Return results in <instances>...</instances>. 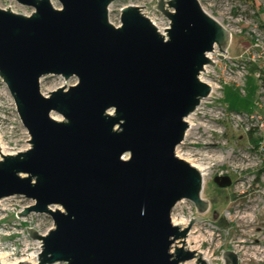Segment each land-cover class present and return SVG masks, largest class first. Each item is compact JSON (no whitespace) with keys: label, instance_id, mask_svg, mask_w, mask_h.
Returning a JSON list of instances; mask_svg holds the SVG:
<instances>
[{"label":"water","instance_id":"95a60500","mask_svg":"<svg viewBox=\"0 0 264 264\" xmlns=\"http://www.w3.org/2000/svg\"><path fill=\"white\" fill-rule=\"evenodd\" d=\"M17 1L33 11L0 7V78L30 145L0 150V199H31L17 216L46 213L53 227L44 234L26 227L41 242L38 262L16 264L195 258V250L172 245L201 217L182 227L172 222V210L187 199L202 214L210 201L199 170L175 150L185 118L211 91L199 78L205 64H215L206 53L214 46L226 53L231 32L199 0H157L154 7L169 20L166 35L142 6L122 7L115 25L108 17L113 0H57L59 7L52 0ZM46 75L77 81L43 94ZM222 255L224 264H238L233 250ZM196 261L206 264L200 256Z\"/></svg>","mask_w":264,"mask_h":264},{"label":"rangeland","instance_id":"374dc122","mask_svg":"<svg viewBox=\"0 0 264 264\" xmlns=\"http://www.w3.org/2000/svg\"><path fill=\"white\" fill-rule=\"evenodd\" d=\"M212 17L227 26L232 33L229 55L241 59L244 54L253 55L256 62H246L244 68L234 69L228 75L224 70L229 63L221 62L218 70L228 83L222 91L212 93L211 98H204L193 110L194 126L187 128L184 138L176 147V154L201 163L208 168L209 174L202 182L203 197L210 201L207 212L199 214L195 205L187 199L179 201L172 210L171 217L175 220L198 218L184 238L177 239L173 245L193 250L198 247L202 254L179 264H196L198 256L207 253L209 264H224L223 251L231 249L238 255V264H264V142L263 131L253 129L252 123L233 112L264 115V97L259 95L261 89L255 76L260 66H264L263 58H257V42L264 47V0H199ZM59 7L57 0H52ZM157 0H113L109 5V20L120 23L121 8L126 5L138 7L144 15L156 16L161 27H168L169 20L157 10ZM14 12L29 14L32 7L19 3L17 0H0V7ZM166 35V32L165 34ZM233 61V60H232ZM235 67V60L232 62ZM231 64V63H230ZM254 64L256 68L251 70ZM232 65V64H231ZM233 66V65H232ZM75 76L68 79L60 75H46L41 78L40 90L43 94L57 87L74 84ZM255 102H259L258 105ZM51 115L62 119V115L52 111ZM237 118H236V117ZM264 129V128H263ZM260 138L258 145L250 140V134ZM0 139L8 153H16L29 147V135L23 126L14 99L7 85L0 78ZM229 156V157H228ZM1 159V157H0ZM221 160L224 162L222 163ZM189 162V161H188ZM227 176L229 185L218 186L214 178ZM203 181V178H202ZM32 203L31 199L8 197L0 204V248L7 253V261H13L38 253L41 242L29 236L26 227H33L44 234L53 227V220L48 214L29 213L17 216ZM223 221L228 222L223 226ZM183 227V226H182ZM184 243L182 245L183 240ZM180 242V245L177 243ZM175 244V246H174ZM204 252V253H203Z\"/></svg>","mask_w":264,"mask_h":264},{"label":"built area","instance_id":"2783aa9c","mask_svg":"<svg viewBox=\"0 0 264 264\" xmlns=\"http://www.w3.org/2000/svg\"><path fill=\"white\" fill-rule=\"evenodd\" d=\"M204 10L208 14H210V12L207 9L204 8ZM223 26L227 28V26H225V25H223ZM254 46L259 47V48H257V50H258L257 58L258 59L259 58H263V60H264V47H263V45H261V44L256 42L254 44ZM244 54H246V53H244ZM244 54L241 55V57H240L241 59H239V58L235 59L234 57L229 55V47H228V49H227V51L225 53V52L219 51L217 46H214V49L212 51L206 53L207 57L212 62H215L214 65L205 64L203 66L204 70L202 69L200 71V74H199V78L201 80L205 81L206 83H208L210 85V87H211V91H210L209 95L207 96V98H211L212 99V96H213L212 93L216 92V91L224 90V88L226 86L225 84L228 83V81L224 77L221 76V74H220V72L218 70V67H220L221 62H223L225 64L230 62L233 65L232 66L229 63V65L224 68V70L228 73V75H231L232 73H234V69L235 68L238 69V67H240V66L244 68V60L243 59H245L246 62H248V63L257 61L254 55L251 58L252 61H250V57L248 55L244 56ZM232 60L233 61L235 60V62H236L235 67H234V64L232 63L233 62ZM227 61H229V62H227ZM255 76H256V78L259 81V86H260V89H261V91H259L260 92L259 99H260V97H262V98L264 97V66H260L259 65V69L256 71ZM255 104L258 105L259 102H255ZM233 113L236 114L237 116H239L240 117L239 119H241V118L245 119L246 118L245 120H249V121L255 120V122L251 124L253 126V129L259 128L260 131H263V128H264V115L258 114L256 111H254L252 113L235 111ZM13 197H19V198H25L26 199V197L21 196V195H17V196H13ZM5 198H7V197H5ZM32 203H33V201H32ZM32 203H30V204H32ZM26 206H28V205H26ZM50 207L52 209H54L57 206H50ZM33 213H35V212H33ZM43 214H46V213H43ZM0 245H1V242H0ZM1 253H2V250L0 248V254ZM15 260H17V259H15Z\"/></svg>","mask_w":264,"mask_h":264},{"label":"bare ground","instance_id":"6f19581e","mask_svg":"<svg viewBox=\"0 0 264 264\" xmlns=\"http://www.w3.org/2000/svg\"><path fill=\"white\" fill-rule=\"evenodd\" d=\"M147 17L153 22V24L157 27V29L162 33V34H165V28L166 27H161L159 24H158V22H157V18H156V16H148L147 15ZM217 20V19H216ZM219 21V20H218ZM205 98H207V97H205ZM202 100V99H201ZM201 102V101H200ZM197 113L195 112V111H192L191 113H189L188 114V116L185 118L186 119V121L188 122V126H189V128H191L192 126H194V123H193V118H194V115H196ZM55 118H57V117H55ZM187 132H188V130H187ZM0 150H1V153L2 154H8V152H6L5 151V146H4V144L2 143V141H1V139H0ZM181 157V156H180ZM229 157V156H228ZM185 159V158H184ZM187 160V159H186ZM187 161H189L190 162V160H187ZM221 162L223 163L224 161L223 160H221ZM192 165H194L198 170H199V172H200V174H201V176H202V178H203V182H205V178H206V176L209 174V172H208V168L207 167H205L203 164H201V163H194V162H190ZM15 196V195H14ZM9 197H13V196H9ZM8 198V197H7ZM7 198H2V199H0V204L2 203V201L4 200V199H7ZM172 222L174 223V224H177V225H179V226H184V225H186V223H187V221L186 220H184V219H181V220H175V219H173L172 218ZM177 243L180 245V242H178L177 241ZM193 250H195V251H198V252H200L201 254H202V252L201 251H199L198 250V247H193L192 248ZM204 253V252H203ZM7 256H8V254L7 253H1L0 254V264H16V263H19V262H24V263H36V261H37V255H36V253H34V254H31V255H29V256H27V257H22V258H20V259H17V260H14V261H7ZM202 258L205 260V262H206V264H209V259H210V256H208L207 255V253L205 254V255H203L202 256ZM186 264V263H185Z\"/></svg>","mask_w":264,"mask_h":264},{"label":"trees","instance_id":"16d2710c","mask_svg":"<svg viewBox=\"0 0 264 264\" xmlns=\"http://www.w3.org/2000/svg\"><path fill=\"white\" fill-rule=\"evenodd\" d=\"M255 68H256V66H255L254 64H252V66H251V70H254ZM249 134H250V140H251L255 145H258L259 142H260V138H254V137L252 136V133H251V132H249ZM221 224H222L223 226H227L229 223L226 222V221H223Z\"/></svg>","mask_w":264,"mask_h":264},{"label":"crops","instance_id":"0c3cea01","mask_svg":"<svg viewBox=\"0 0 264 264\" xmlns=\"http://www.w3.org/2000/svg\"><path fill=\"white\" fill-rule=\"evenodd\" d=\"M263 142H264V129H263Z\"/></svg>","mask_w":264,"mask_h":264}]
</instances>
